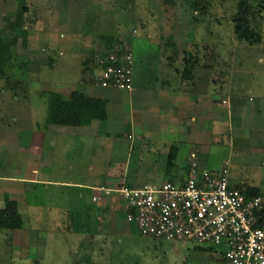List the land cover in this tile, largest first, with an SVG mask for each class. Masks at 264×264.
Masks as SVG:
<instances>
[{"label": "rangeland", "instance_id": "rangeland-1", "mask_svg": "<svg viewBox=\"0 0 264 264\" xmlns=\"http://www.w3.org/2000/svg\"><path fill=\"white\" fill-rule=\"evenodd\" d=\"M239 1L174 0L170 5L164 0H26L23 27L27 42L25 46L22 38L14 42L15 67L9 70V87L0 79V174L19 176L27 164L35 163L43 166L41 175L56 181L71 179L86 184L98 173L106 186L118 180L131 188L161 185L167 180L163 156L154 155V163L142 172L145 175L141 179V135L132 140L126 134L99 136L91 144L76 137L66 145L58 136H50L45 130L47 97L41 93L106 95L109 89L92 82L89 75V67L94 75L99 69L93 65L85 68L83 62L91 51L102 50L103 36H109L113 44L123 42L122 46L131 51L134 87L141 83L143 69H157L155 77L175 87L182 80L186 53H193L199 55L198 67L207 63L219 70V75L212 73L209 79L219 76L224 94L233 89L230 93L261 99L264 0H249L257 13L253 26L261 34L256 44L238 40L234 34L232 18ZM200 5H205V10ZM17 10V0H0V26L5 20L14 21ZM259 17L256 24L254 20ZM16 80L21 84L14 85ZM108 129L117 131L110 126ZM32 142L40 143L41 152L33 154ZM258 147L255 162L236 158L226 165V150L213 149L215 153L204 165H226L230 185L254 186L264 194V141ZM96 159L98 172L87 167ZM35 189V193H28V204L21 193L16 198L23 228L0 230V264H220L217 257L222 248L146 238L127 221L124 211L115 218L113 212H99L83 230L82 216L75 218V213L79 209L94 212L96 206L90 198H59L61 188L53 185ZM4 204V198H0V209ZM86 225L96 228V234H91Z\"/></svg>", "mask_w": 264, "mask_h": 264}, {"label": "crops", "instance_id": "crops-1", "mask_svg": "<svg viewBox=\"0 0 264 264\" xmlns=\"http://www.w3.org/2000/svg\"><path fill=\"white\" fill-rule=\"evenodd\" d=\"M203 70L207 75L201 73ZM218 71L211 65L197 66L193 70L192 78H182L178 85L172 87L167 80L161 82L155 77L157 69L154 71L143 69L139 77L141 83L135 86L133 93L107 88L109 91L106 95L90 96L106 101L104 121L93 120L86 126L49 125L45 130L50 136H58L60 140H64L62 144L65 145L71 144L76 137L91 144L99 136L123 137L126 134L132 140L133 137L141 135L143 147L139 163L141 173L151 168L154 155L163 156L166 181H184L194 162L209 170H219L224 165L219 168H208L204 165L208 163L211 153H215L216 149L226 150V165L228 162H234L236 158H239L240 162H255L259 153L258 145L264 141V96H261V99L256 98L255 101V98L248 95L230 93L233 89L224 94L222 79H219V76L209 79L212 73L219 75ZM107 126L117 131L110 130ZM36 150L41 152L39 142L33 146L34 155ZM172 150L176 153L173 163L168 168L167 161ZM97 160L91 161L87 167L98 172L95 169ZM62 165L64 166L65 162ZM41 168L42 165L32 163L26 165L22 175L0 174V198L4 200L14 198L17 202L16 198L21 193L27 203L28 193H35L37 186L45 188L53 185L61 188L59 191L62 194L59 198H90L94 203L92 197L95 194V187L106 186L105 180L101 181L102 175L98 173L85 184L71 179L51 180L48 175L45 177L41 175ZM141 175L143 179L145 173ZM118 183L122 182L118 180L114 184ZM62 187L69 190H62ZM33 195L31 197L36 198ZM108 202L109 211L104 212ZM17 205L20 212L18 202ZM94 205L96 206L94 212L86 211L90 216L93 214L92 219H95L99 212L106 215L113 212L115 218L116 210H121L113 199H106L103 207L97 203ZM77 215L84 219L85 213L79 209L75 213V218Z\"/></svg>", "mask_w": 264, "mask_h": 264}, {"label": "built area", "instance_id": "built-area-1", "mask_svg": "<svg viewBox=\"0 0 264 264\" xmlns=\"http://www.w3.org/2000/svg\"><path fill=\"white\" fill-rule=\"evenodd\" d=\"M116 61L115 53L101 60L95 84L133 93L131 51ZM228 174L226 165L209 170L194 162L182 182L99 186L92 201L115 200L144 237L219 247L225 264H264V194L247 195L230 185Z\"/></svg>", "mask_w": 264, "mask_h": 264}, {"label": "trees", "instance_id": "trees-1", "mask_svg": "<svg viewBox=\"0 0 264 264\" xmlns=\"http://www.w3.org/2000/svg\"><path fill=\"white\" fill-rule=\"evenodd\" d=\"M18 10L16 13V18L14 21L5 20V24L0 26V79H3L7 86L9 87L10 82L12 81L9 70L15 67V64L12 62L14 56V42L17 39H23V46L27 42V30L23 27L24 25V16L28 10L26 0H17ZM165 4L174 5V0H164ZM192 7L194 11L198 10L197 3L193 2ZM205 10V5L201 6ZM253 5L249 0H240L238 3V12L232 18L234 34L238 40L244 41L249 44H256L261 41L260 30L257 27L253 26L252 20L257 16L255 9L252 8ZM202 11V10H201ZM256 18L254 21L256 24L258 20ZM112 37H104V47L98 52L91 51L89 57L84 60V67L87 68L90 65L100 69L101 60H104L109 54L115 53L117 56L116 63L120 62L122 55L130 51V49L124 48L123 42H118L113 44ZM169 59L173 62V57L170 56ZM200 63V58L198 54L186 53L183 62V69L181 71L183 79L192 78L193 70ZM210 64H204V67H208ZM89 75L92 78V82L96 83L94 71L91 68H88ZM21 84L20 80H16L15 84ZM43 97H47V114L45 118V127L49 125H59V126H86L91 123L93 120L104 121L106 119V101L100 98L90 97L85 95L80 91H73L70 93L69 97L64 96L59 92H43L41 93ZM175 150H172V153L167 161V167L169 168L173 163L175 157ZM182 182V181H178ZM245 187V188H244ZM249 196L253 195H262L261 191L254 186L245 185L243 187H237ZM110 202V201H109ZM109 202L104 207V212L109 211ZM123 210H116L115 217L121 213ZM261 223L260 226H264V210L260 213ZM89 213L85 212L83 219L84 229L85 224L90 220ZM115 224L117 221L115 219ZM96 225V221L94 223ZM24 221L21 213L18 210L17 202L5 198V204L2 209H0V230H9L16 231L23 228ZM88 231L95 235L96 228H91V225L87 227ZM147 238V237H146ZM152 240H161L157 238H149ZM220 264H225L223 259H219ZM31 264H42L39 261H35Z\"/></svg>", "mask_w": 264, "mask_h": 264}]
</instances>
